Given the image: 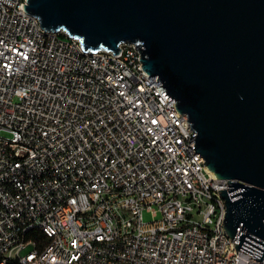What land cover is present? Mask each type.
<instances>
[{
  "label": "built area",
  "instance_id": "obj_1",
  "mask_svg": "<svg viewBox=\"0 0 264 264\" xmlns=\"http://www.w3.org/2000/svg\"><path fill=\"white\" fill-rule=\"evenodd\" d=\"M23 3L0 0V264H264L135 44L84 51Z\"/></svg>",
  "mask_w": 264,
  "mask_h": 264
},
{
  "label": "water",
  "instance_id": "obj_2",
  "mask_svg": "<svg viewBox=\"0 0 264 264\" xmlns=\"http://www.w3.org/2000/svg\"><path fill=\"white\" fill-rule=\"evenodd\" d=\"M44 30L82 50L134 43L196 131L194 149L227 188L223 228L264 261V0H26Z\"/></svg>",
  "mask_w": 264,
  "mask_h": 264
},
{
  "label": "trees",
  "instance_id": "obj_3",
  "mask_svg": "<svg viewBox=\"0 0 264 264\" xmlns=\"http://www.w3.org/2000/svg\"><path fill=\"white\" fill-rule=\"evenodd\" d=\"M32 237L34 238H41L42 235L40 233L37 232H33L32 233ZM6 264H20L16 259H8Z\"/></svg>",
  "mask_w": 264,
  "mask_h": 264
},
{
  "label": "rangeland",
  "instance_id": "obj_4",
  "mask_svg": "<svg viewBox=\"0 0 264 264\" xmlns=\"http://www.w3.org/2000/svg\"><path fill=\"white\" fill-rule=\"evenodd\" d=\"M157 217H159V213L157 214ZM142 218L144 221H149L152 219V215L149 211L143 209Z\"/></svg>",
  "mask_w": 264,
  "mask_h": 264
}]
</instances>
